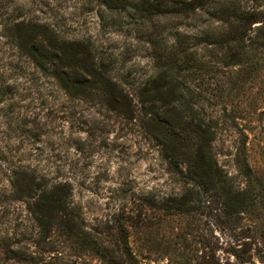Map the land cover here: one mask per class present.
Returning <instances> with one entry per match:
<instances>
[{
    "label": "rangeland",
    "instance_id": "1",
    "mask_svg": "<svg viewBox=\"0 0 264 264\" xmlns=\"http://www.w3.org/2000/svg\"><path fill=\"white\" fill-rule=\"evenodd\" d=\"M237 2L258 18L221 20L208 8L140 20L99 0H0V264H104L94 247L116 264H264V0ZM18 20L90 44L126 100L97 86L65 90L4 36ZM172 61L180 66L174 82L209 123L212 155L225 186L246 200L241 206H225L229 195L175 172L162 153L140 92ZM175 111L168 115L180 127ZM190 146L176 151L183 171ZM13 172L21 187L27 173L64 188L95 240L67 236L51 208L43 209L49 229L41 228L13 192ZM180 197L183 212L166 206ZM121 228L131 255L116 250Z\"/></svg>",
    "mask_w": 264,
    "mask_h": 264
},
{
    "label": "trees",
    "instance_id": "2",
    "mask_svg": "<svg viewBox=\"0 0 264 264\" xmlns=\"http://www.w3.org/2000/svg\"><path fill=\"white\" fill-rule=\"evenodd\" d=\"M99 1L111 10L129 7L132 10L131 15L140 20H152L154 17L167 14H180L188 18L190 13L195 14V10L207 13L206 9L208 8L212 9L209 13L214 15V18L221 20L226 19L228 21L232 19L249 23L258 18L256 12L245 11L241 8L237 0L221 1L220 4L224 8L220 11L214 9L215 3L219 0ZM201 12H198L199 18L203 16ZM221 15H224V18H221ZM140 23L143 24V22ZM214 29V27L207 28L201 32L208 35ZM226 29L230 31L227 25L226 27L220 26L218 30L223 32ZM3 33L9 42L19 50L20 54L25 55L35 66L53 76L65 90L69 92H89L93 86H97L106 98L115 99L120 97L124 101L126 100L121 91L116 90V83L107 75V71L104 68L105 64L98 61L95 49L90 44L84 41L65 40L48 25L25 22L23 20L6 24ZM228 43H230V40ZM166 65L163 63L162 73L150 75L140 92L141 96H143L141 101L145 103L150 120L160 128L161 134L158 136V140L162 147V153L169 160V164L175 168V172L183 177L193 175L194 178L191 177V180H202L201 182L209 185L206 186L207 189H213L225 199L229 195L230 197L227 199L225 206L231 204L241 206L245 204V199L235 198L234 191L225 186L226 182L217 167L211 151V142L214 134L209 123L205 121L203 113L196 107L197 102L191 97H185L180 92L179 83L174 82L178 77L177 73L180 71V66H173V61L170 66ZM156 102H161L160 106H157ZM173 110H176L175 113L179 117L180 127L178 122L172 123L170 120L168 111ZM186 133H190V135ZM187 142L191 144L192 157L186 161L185 171H183L181 168H177L180 158L179 153L176 151L185 147ZM17 175V172H13L11 180L13 192H17V198L27 201V207L33 220L41 228L49 229L50 225L48 222L50 219L53 220V218L51 214H47L43 209L51 208L58 218L57 220H60L64 225V233L67 236L74 235L78 237L80 233H84L87 237L91 236V239L95 240V235L81 228V221L78 219L77 213L67 203L64 188L59 190L56 185L47 188L44 184L35 181V178L27 173L23 175L24 186L21 187V184H19L20 178L18 179ZM181 198L177 201L173 199L172 201L175 202L169 205L166 204V206L173 209L174 212H183L186 207V201ZM232 198L234 199L233 202H231ZM120 232L122 246L116 250L120 254L131 255L123 228L120 229ZM93 243L97 246V241H93ZM6 246L8 249V244ZM89 249L95 254L97 253L102 263L106 264V259L111 261L110 263H114L108 256H105L108 251L98 250L96 252L98 248L95 247ZM8 250L13 254L15 253L10 248Z\"/></svg>",
    "mask_w": 264,
    "mask_h": 264
}]
</instances>
